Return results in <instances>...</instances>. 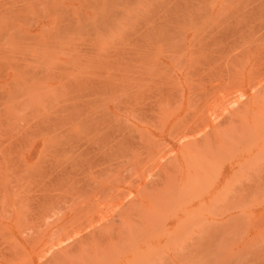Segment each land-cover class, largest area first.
Returning <instances> with one entry per match:
<instances>
[{
    "label": "rangeland",
    "instance_id": "rangeland-1",
    "mask_svg": "<svg viewBox=\"0 0 264 264\" xmlns=\"http://www.w3.org/2000/svg\"><path fill=\"white\" fill-rule=\"evenodd\" d=\"M0 264H264V0H0Z\"/></svg>",
    "mask_w": 264,
    "mask_h": 264
}]
</instances>
